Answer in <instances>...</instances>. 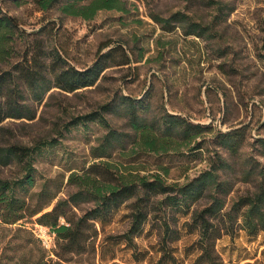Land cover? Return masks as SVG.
<instances>
[{
  "label": "rangeland",
  "instance_id": "obj_1",
  "mask_svg": "<svg viewBox=\"0 0 264 264\" xmlns=\"http://www.w3.org/2000/svg\"><path fill=\"white\" fill-rule=\"evenodd\" d=\"M119 1L122 10H100L93 19L84 20L64 15L59 5L44 12L35 0H0V12L14 19L18 27L11 64L3 63L1 69H8L26 54L30 58L38 48L57 49L79 69L92 66L101 48L108 46L105 52L116 43L123 45L132 58L143 55L142 61L129 68H106L94 86L71 93L53 88L41 102L28 95L25 103L33 119L8 118L0 125L1 143L32 145L41 138L57 140L35 153V185L27 193L21 191L22 196H32L31 206L37 207L55 195L45 209L50 210L58 199L74 191L67 183L70 173H81L99 160L132 165L141 174L159 173L167 183L180 184L222 160L233 167L228 173L233 191L227 203L252 192L260 179L243 173L251 167L264 166L258 142L264 138V0ZM191 22L200 29L196 35L185 36L184 30ZM170 25L173 30L167 32ZM121 96L143 98L140 113L146 110L150 119L167 112L194 125L209 126L199 139L200 148L191 151L180 146L177 152L159 154L137 150L127 136L132 131L122 110ZM106 102L117 104V112L106 114V118L112 129L123 134L124 143L115 144L109 158H95L99 153L96 148L109 129L97 122L72 125L67 131L64 125L72 117L94 111ZM242 126L246 127L247 144L231 155L219 144L218 131L225 133ZM162 168H167L168 174H163ZM15 175V167H0V177ZM128 213L127 205L116 211L107 227L111 235L122 233L128 224ZM37 216L0 225V264L40 259L44 250L53 257L54 236L49 228L36 223ZM185 218L180 217L179 227ZM159 237L151 221L135 240L141 250L155 255ZM195 238L183 231L181 239L173 244L176 255L185 263L194 254L185 249ZM216 249L225 264H264V232L249 236L239 230L233 237L224 235ZM130 252L123 241H110L108 248L97 249L95 264H129ZM113 253L115 259L108 262Z\"/></svg>",
  "mask_w": 264,
  "mask_h": 264
},
{
  "label": "trees",
  "instance_id": "obj_2",
  "mask_svg": "<svg viewBox=\"0 0 264 264\" xmlns=\"http://www.w3.org/2000/svg\"><path fill=\"white\" fill-rule=\"evenodd\" d=\"M85 1L35 0V4L44 12L59 5L64 15L84 20L93 19L100 10H122L119 0H91L83 5ZM156 21L163 20L157 18ZM170 27L167 32L173 30V25ZM198 29L200 26L191 22L184 35H196ZM17 31L14 19L0 12V66L11 64L9 60ZM105 48H101L92 66L80 69L69 64L54 48L51 51L38 48L30 58L26 54L8 69L0 68V125L8 118L28 116L33 119V114L28 115L25 103L28 95L35 102H41L53 88L71 93L91 87L101 79L106 68H129L143 59L142 54L132 58L120 43L104 52ZM142 101L143 98L120 97L132 131L127 136L137 150L159 154L177 152L180 146L189 147L191 151L200 148L199 139L209 126L194 125L167 112L150 119L145 114L146 110L143 112L145 115L140 113ZM116 108L117 104L106 102L94 111L72 117L64 129L67 131L72 125L88 122L107 127V134L96 148L99 153H95V158L107 159L115 144L124 143L123 134L112 129L106 118V114L116 113ZM245 130L246 127L242 126L225 133L218 131L219 144L231 155L238 154L247 144ZM56 142L55 138H41L32 145L0 142V167H15L17 171L13 177H0V225L15 224L38 215L36 223L49 228L55 242L53 257L44 250L42 258L22 259L16 264H95L97 249L108 248V243L116 240L123 241L125 248L131 251L129 264H225L216 249L220 238L224 235L233 237L239 230L249 236L264 232V166L244 171L248 178H259L260 181L252 192L239 195L228 204L227 198L233 191L228 173L231 174L233 167L222 160L217 166L182 184L167 183L159 173L141 174L132 165L99 160L81 173H70L67 183L74 191L66 198L58 199L50 210L45 209L51 205L55 195L32 207V196H22L21 191L27 193L35 185L34 155L45 145ZM258 142L260 154L264 155V138ZM162 170L163 174H168L167 168ZM204 199L207 201L202 203ZM126 205L129 207L128 224L120 235L113 236L107 227L112 224L116 211ZM181 216L186 218L179 227ZM151 221L160 234L155 255L141 250L135 240ZM183 231L196 235L185 249L194 251L187 263L176 255L177 248L173 246L181 239ZM115 257L113 253L108 262ZM101 261H105V257L101 256Z\"/></svg>",
  "mask_w": 264,
  "mask_h": 264
}]
</instances>
